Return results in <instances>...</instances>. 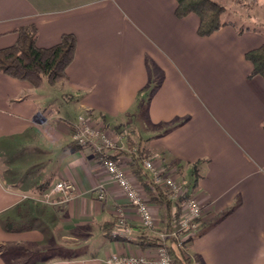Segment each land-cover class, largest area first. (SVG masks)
<instances>
[{
  "label": "crops",
  "instance_id": "obj_1",
  "mask_svg": "<svg viewBox=\"0 0 264 264\" xmlns=\"http://www.w3.org/2000/svg\"><path fill=\"white\" fill-rule=\"evenodd\" d=\"M177 6L178 0H0V50L32 25L39 48L53 47L67 34L77 39L68 78L59 83L61 109L51 102L55 85L36 89L0 73V264H18V247L49 243L54 226L80 241H67L69 255L56 253L37 264H105L113 254L152 250L140 243L156 232L140 226L98 156L90 148L74 151L71 137L80 115L133 130L130 120L142 121L134 117L137 99L153 81L149 64L160 86L142 111L147 124L130 138L136 135L151 158L178 169L204 206L202 226L186 247L189 264H264V78H250L245 57L264 44V30L251 26V16L241 18L243 25L223 17L226 26L200 37L199 17L178 18ZM126 149L117 157L157 220L172 226L175 204H166L169 197L160 195L166 189H154L152 175ZM61 181L75 185L74 200L59 195L50 206L23 198L41 197ZM99 185L106 188L103 201L96 197ZM120 211L133 234L113 241L105 227L114 228Z\"/></svg>",
  "mask_w": 264,
  "mask_h": 264
},
{
  "label": "built area",
  "instance_id": "obj_2",
  "mask_svg": "<svg viewBox=\"0 0 264 264\" xmlns=\"http://www.w3.org/2000/svg\"><path fill=\"white\" fill-rule=\"evenodd\" d=\"M127 131L111 132V129L89 116L80 115L72 125V141L84 148H90L98 156V160L108 176L118 186L128 203L136 210L140 218V226L156 232L155 237L163 244L146 254H113L105 260V264H177L169 252V243L175 241L177 248L186 249L188 240L194 238L200 230L204 216V206L199 197L190 194L180 180L178 169H168L163 160L156 158L143 159L144 169L152 175L154 189L165 188L169 192V201L175 206L172 209L174 216L178 215L174 224L164 225L156 218V211L148 197L132 180L127 166L117 156L116 151L122 150L127 139ZM77 189L70 181H61L44 193L37 201L53 206L55 199L63 195L67 201L75 199ZM97 199L106 198V188L99 185L96 189ZM24 200L30 197H23ZM133 228L126 221L124 213L119 212L118 219L110 235L116 239H131ZM185 263L190 260L185 258ZM194 264H202L195 261Z\"/></svg>",
  "mask_w": 264,
  "mask_h": 264
},
{
  "label": "trees",
  "instance_id": "obj_3",
  "mask_svg": "<svg viewBox=\"0 0 264 264\" xmlns=\"http://www.w3.org/2000/svg\"><path fill=\"white\" fill-rule=\"evenodd\" d=\"M225 13L226 7L216 0H178L176 9V16L180 19L190 14H195L199 17L200 22L197 33L200 37H209L226 26L227 22L223 20ZM37 33V28L34 25L19 29V37L16 44L0 50V73L19 81L27 82L36 89H40L45 82L52 86L65 82L68 78L67 71L75 60L76 37L73 34H67L62 37L59 44L53 47L39 48L36 44ZM245 57L252 64L250 78H264V44L259 48L248 51ZM137 103H143L142 98H138ZM130 141L127 145L129 146L130 154L133 155V163L142 162L143 159L151 157L149 151H146L140 143ZM73 146L76 152L85 149L75 142H73ZM123 152L125 151H120V153ZM167 168L170 169L169 165ZM177 168L180 169L182 166L177 165ZM192 173L194 176L192 187L195 188L200 178L199 163L193 166ZM156 190L160 191L161 189L157 188ZM160 195L167 199L169 192L166 189ZM159 197L157 195L153 200H157ZM166 204L170 206L171 202L167 201ZM176 218H178V215H176ZM112 230V227H105V237L113 241L119 240L110 235ZM192 240L193 238L188 240L186 246ZM140 244L143 247L154 249L162 246L163 243L158 238L150 237ZM168 248L175 263H185V249L177 248L173 240L170 241Z\"/></svg>",
  "mask_w": 264,
  "mask_h": 264
},
{
  "label": "rangeland",
  "instance_id": "obj_4",
  "mask_svg": "<svg viewBox=\"0 0 264 264\" xmlns=\"http://www.w3.org/2000/svg\"><path fill=\"white\" fill-rule=\"evenodd\" d=\"M236 2V3H235ZM223 4V3H221ZM226 7V13L224 14V18L226 19L227 17L233 21H235L237 24L239 25H243L244 21L241 19H245L246 16H251L252 20L254 22H251V26L256 25L257 27H260L261 29L264 30V5H262V3L259 2V0H229L228 3H224L223 4ZM228 12V13H227ZM230 14V15H227ZM248 18V17H247ZM149 68H150V72L153 78L152 84L149 86V88L147 89V91H144L142 94H140L139 98H142V102L138 105L137 110H135V116L137 118V120H142L139 121L137 123H134V121L131 119V125L133 130L126 129V128H120L121 130H119L118 128H110L111 132H117V131H123L126 130L127 131V139L124 141L123 146L126 147L127 151L129 150V146L127 145L128 142L130 141L129 139H131V141L133 142H138V137L136 135H134L133 138H130L132 134V131L135 132V127L141 128L143 127V121L145 124H147V120L144 119V115L142 113V111H144L146 109H148V99L152 98L153 94L156 92V90L158 89V87L160 86V80L158 74L156 73L155 67L152 64H149ZM52 93L51 94V102L53 104L54 108H58L61 109L62 106V99H61V86L59 84L55 85V87L52 88ZM61 112V111H60ZM64 112V110H63ZM79 114L77 109L71 110V115L74 117H77ZM78 119V118H77ZM76 119V121H77ZM75 121V122H76ZM147 121V122H146ZM74 122V123H75ZM182 123V122H181ZM180 124V121L177 123L172 124V127L174 126H178ZM142 132V131H141ZM135 134V133H134ZM143 135L147 136V131H145L143 129L142 132ZM130 141V142H131ZM139 143V142H138ZM123 148V147H122ZM123 150V149H122ZM191 186V184H189V187ZM30 198L27 199L26 201H32L33 203L37 204V205H42L41 202L37 201L40 197L36 196H29ZM37 210L42 214V213H46L48 214V212H46L45 210L41 209V207L36 206ZM21 213L20 215H22V219H23V208H21ZM16 214V213H15ZM25 214V213H24ZM18 221V220H17ZM20 221V220H19ZM16 223H24V221L22 220L21 222H16ZM26 224V222H25ZM56 226L57 223L55 224ZM51 233V230H50ZM74 234H70V233H65V231L60 230L59 228L54 226L53 229V236L50 235V241L49 243H46L44 245H31V246H23V247H18L17 249V253L20 254L19 259H18V264H37L39 263L38 260L39 259H49L51 256H55V254L57 253L60 256H67L69 255L71 252L70 250L67 248V241L72 243H78L79 240H76V237H74ZM67 243V244H70ZM75 247V246H73ZM12 253V252H10ZM189 256V252L186 249V258L188 259ZM190 257V256H189Z\"/></svg>",
  "mask_w": 264,
  "mask_h": 264
}]
</instances>
